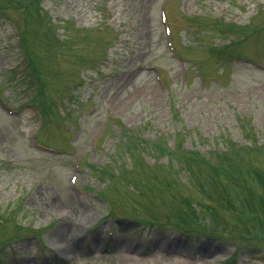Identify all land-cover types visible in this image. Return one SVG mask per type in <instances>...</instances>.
Wrapping results in <instances>:
<instances>
[{
    "label": "rangeland",
    "instance_id": "374dc122",
    "mask_svg": "<svg viewBox=\"0 0 264 264\" xmlns=\"http://www.w3.org/2000/svg\"><path fill=\"white\" fill-rule=\"evenodd\" d=\"M256 171L264 0H0V264H264Z\"/></svg>",
    "mask_w": 264,
    "mask_h": 264
},
{
    "label": "trees",
    "instance_id": "16d2710c",
    "mask_svg": "<svg viewBox=\"0 0 264 264\" xmlns=\"http://www.w3.org/2000/svg\"><path fill=\"white\" fill-rule=\"evenodd\" d=\"M225 152H228V151H225ZM196 157H197V156H196ZM197 158H198V157H197ZM252 171H253V170H252ZM256 173H257V177H258L259 182H260V183H264V174H263V173H260V172H257V171H256ZM258 180H257V181H258ZM247 189L251 191L252 188L247 186ZM261 202L264 203L263 200H261ZM215 212H216V211H215ZM196 214H197V213H196ZM216 214H217V212H216ZM191 217H193V219H194V218L197 217V216H196L195 214H192ZM179 230L182 231V232H184V231L181 230V229H179ZM213 236H218V235H213Z\"/></svg>",
    "mask_w": 264,
    "mask_h": 264
},
{
    "label": "bare ground",
    "instance_id": "6f19581e",
    "mask_svg": "<svg viewBox=\"0 0 264 264\" xmlns=\"http://www.w3.org/2000/svg\"><path fill=\"white\" fill-rule=\"evenodd\" d=\"M139 261H142V259H139V258H137ZM155 263L157 262H159V263H163L164 261H163V259L162 258H155V259H152Z\"/></svg>",
    "mask_w": 264,
    "mask_h": 264
}]
</instances>
